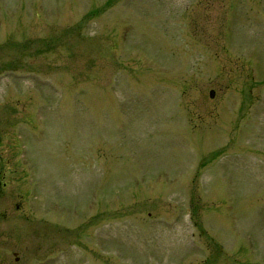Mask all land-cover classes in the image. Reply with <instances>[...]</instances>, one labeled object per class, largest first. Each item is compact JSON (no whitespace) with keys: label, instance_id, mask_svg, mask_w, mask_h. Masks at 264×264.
<instances>
[{"label":"rangeland","instance_id":"1","mask_svg":"<svg viewBox=\"0 0 264 264\" xmlns=\"http://www.w3.org/2000/svg\"><path fill=\"white\" fill-rule=\"evenodd\" d=\"M0 264H264V0H0Z\"/></svg>","mask_w":264,"mask_h":264},{"label":"water","instance_id":"2","mask_svg":"<svg viewBox=\"0 0 264 264\" xmlns=\"http://www.w3.org/2000/svg\"><path fill=\"white\" fill-rule=\"evenodd\" d=\"M210 96H213V90H211V91H210ZM15 259H16V260H18V259H19V257H18V256H16V257H15Z\"/></svg>","mask_w":264,"mask_h":264}]
</instances>
